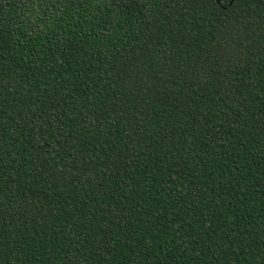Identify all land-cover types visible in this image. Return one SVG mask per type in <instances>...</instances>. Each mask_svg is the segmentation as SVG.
<instances>
[{
    "label": "trees",
    "instance_id": "16d2710c",
    "mask_svg": "<svg viewBox=\"0 0 264 264\" xmlns=\"http://www.w3.org/2000/svg\"><path fill=\"white\" fill-rule=\"evenodd\" d=\"M24 3L0 0V264H264V0Z\"/></svg>",
    "mask_w": 264,
    "mask_h": 264
},
{
    "label": "rangeland",
    "instance_id": "374dc122",
    "mask_svg": "<svg viewBox=\"0 0 264 264\" xmlns=\"http://www.w3.org/2000/svg\"><path fill=\"white\" fill-rule=\"evenodd\" d=\"M39 2H44V4L47 6L49 3H51V0H24V5L28 7V12L31 16H34L39 13ZM31 8V9H30Z\"/></svg>",
    "mask_w": 264,
    "mask_h": 264
}]
</instances>
